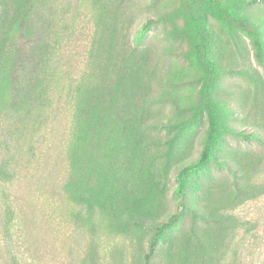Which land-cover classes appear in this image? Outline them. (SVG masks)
<instances>
[{
    "label": "rangeland",
    "instance_id": "1",
    "mask_svg": "<svg viewBox=\"0 0 264 264\" xmlns=\"http://www.w3.org/2000/svg\"><path fill=\"white\" fill-rule=\"evenodd\" d=\"M215 1L248 26L199 0H0V264H264V0ZM99 84L121 114L90 115Z\"/></svg>",
    "mask_w": 264,
    "mask_h": 264
},
{
    "label": "trees",
    "instance_id": "2",
    "mask_svg": "<svg viewBox=\"0 0 264 264\" xmlns=\"http://www.w3.org/2000/svg\"><path fill=\"white\" fill-rule=\"evenodd\" d=\"M199 1H202L205 4V9H206V14L205 17L202 18L201 24L203 23L207 25L208 17L211 16L214 18H221V19L226 18L230 20V22H232L233 24L240 26L242 28L243 27L246 28V26H248L246 19L241 15H239V13H237L231 5L229 4L222 5L216 2L215 0H199ZM197 28L198 26H190L188 21L185 22V24H183L182 26V29L184 30L183 36L184 37L186 36L187 43H189V41L192 39ZM178 29L179 28H175V31ZM185 33H188V35ZM256 47L258 50V58L264 62V53H263L262 44L260 42H257ZM189 49L191 53H198L193 48H189ZM100 52H101L100 61L102 63V67L106 69L109 67V64L105 63L109 59L108 58L109 56L107 57V55H110L111 57V52L107 48L104 50L101 49ZM109 91L111 90L106 85L99 84L96 87L95 91L92 94L90 93V95L86 99L88 111L92 117L93 116L100 117L102 106H105L107 110L109 109L114 116L116 114V108L120 110V114L122 113L121 103H118V101L120 100H118L115 97H104V95ZM217 132H218V122L216 118L212 116V119H210V130L207 139V144L199 157V160L197 162L198 166L205 165L208 162V160L211 158V149L213 147L215 140L217 139L218 136ZM66 187L67 185L65 186V189ZM78 188L79 187H77L75 184H71L69 189L68 188L66 189V198L69 202L71 201L77 202L81 198L79 196L82 193V191L80 190V188L79 189ZM105 260H106V256L105 255L101 256L99 264H105Z\"/></svg>",
    "mask_w": 264,
    "mask_h": 264
}]
</instances>
